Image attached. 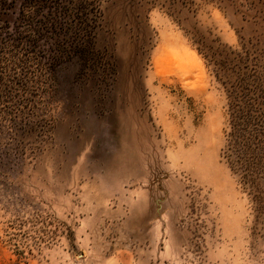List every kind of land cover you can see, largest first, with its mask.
<instances>
[{
  "label": "rangeland",
  "instance_id": "374dc122",
  "mask_svg": "<svg viewBox=\"0 0 264 264\" xmlns=\"http://www.w3.org/2000/svg\"><path fill=\"white\" fill-rule=\"evenodd\" d=\"M24 2L4 0L14 31ZM74 3L95 19L91 61L58 53L66 27L41 42L65 63L45 119L0 168V264H264L210 62L230 85L252 60L264 69V0Z\"/></svg>",
  "mask_w": 264,
  "mask_h": 264
},
{
  "label": "trees",
  "instance_id": "16d2710c",
  "mask_svg": "<svg viewBox=\"0 0 264 264\" xmlns=\"http://www.w3.org/2000/svg\"><path fill=\"white\" fill-rule=\"evenodd\" d=\"M73 2L25 0L14 31L2 18L7 8L0 0V168L8 167L11 156L24 150L33 129L45 119L44 101L51 98L58 67L65 63L61 55L46 57L47 51L41 46L46 33L54 34L66 27L70 40L57 45L58 53L79 56L84 65L91 61L95 19L82 18L83 6H71ZM46 8L54 10V17L44 19ZM249 55L247 52L248 59ZM210 62L229 99L224 156L249 196L255 218L264 220V69L259 58L252 60V68L240 71L236 83L230 85L224 68L214 60Z\"/></svg>",
  "mask_w": 264,
  "mask_h": 264
}]
</instances>
